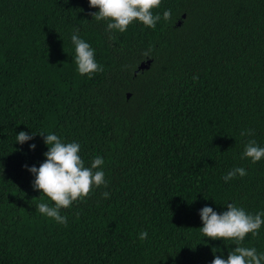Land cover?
I'll use <instances>...</instances> for the list:
<instances>
[{"label":"trees","instance_id":"16d2710c","mask_svg":"<svg viewBox=\"0 0 264 264\" xmlns=\"http://www.w3.org/2000/svg\"><path fill=\"white\" fill-rule=\"evenodd\" d=\"M167 9L154 29L109 33L89 0H0V264H211L236 245L204 237V206L264 212V159L241 158L250 139L264 147V0H161L154 13ZM76 29L103 67L91 77ZM20 131L36 135L20 144ZM40 132L79 142L86 166L105 161L108 186L63 209L66 226L35 207L52 203L24 167L47 159ZM235 167L247 175L225 182ZM243 245L264 253V226Z\"/></svg>","mask_w":264,"mask_h":264},{"label":"clouds","instance_id":"9594fccd","mask_svg":"<svg viewBox=\"0 0 264 264\" xmlns=\"http://www.w3.org/2000/svg\"><path fill=\"white\" fill-rule=\"evenodd\" d=\"M161 0H89L91 8H98L99 11L91 12L90 15L96 21H107L106 31L125 32L134 22H141L146 27L155 28L157 22L163 18L165 21L172 19L171 9L163 12V17L154 13ZM114 36L109 39H114ZM71 41L75 48L74 61L80 75L93 76L97 72H102L103 67L96 61L95 49L79 36V29L74 30ZM147 55V53H145ZM198 80V76L193 77ZM44 137V143L49 146L44 153L47 158L40 164L30 168L24 165L35 179L32 182L34 190L41 193L52 203L41 200L36 204V210L56 221L58 224L67 225L68 218L61 214L63 209L71 208L73 203L86 199L94 188L108 186L105 179V172L102 165L105 163L102 156H96L90 166L85 165V161L80 155L81 145L79 142H64L60 136L54 133H39ZM36 133L31 135L26 131H20L16 136V141L23 144L34 138ZM241 136H254V130L245 129L240 132ZM34 150L36 144H31ZM241 158H249L252 163L264 159V147H261L255 139H250L245 144ZM237 175L243 177L247 175V170L243 167H235L228 171L222 178L228 182ZM102 197L110 198V192L101 193ZM206 198V197H205ZM227 210L222 213L215 211L211 206H204L200 210L203 222L200 230L204 237L215 239L223 238L225 241L231 240L236 245L229 251L226 259L220 255H215L211 264H264V253H258L255 247L243 245L246 236L253 237L259 235L260 229L264 226V212L251 213L245 208L234 203H226ZM140 240H145L147 231H141ZM215 254V250L213 249Z\"/></svg>","mask_w":264,"mask_h":264},{"label":"water","instance_id":"95a60500","mask_svg":"<svg viewBox=\"0 0 264 264\" xmlns=\"http://www.w3.org/2000/svg\"><path fill=\"white\" fill-rule=\"evenodd\" d=\"M150 61H151V59H146L144 61H141L137 68L141 69V70H143L144 68H147L149 66V64H150ZM136 71H137V69L135 70V73H136ZM129 94L130 93L128 92L127 96H129Z\"/></svg>","mask_w":264,"mask_h":264}]
</instances>
